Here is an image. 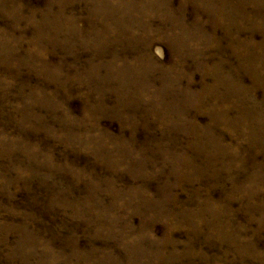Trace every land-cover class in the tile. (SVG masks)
<instances>
[{
    "label": "rangeland",
    "instance_id": "rangeland-1",
    "mask_svg": "<svg viewBox=\"0 0 264 264\" xmlns=\"http://www.w3.org/2000/svg\"><path fill=\"white\" fill-rule=\"evenodd\" d=\"M0 264H264V0H0Z\"/></svg>",
    "mask_w": 264,
    "mask_h": 264
}]
</instances>
